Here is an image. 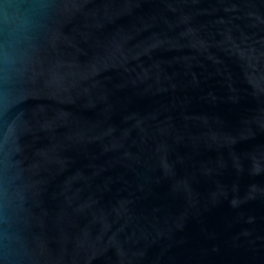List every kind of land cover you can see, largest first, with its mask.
<instances>
[{
	"label": "water",
	"instance_id": "95a60500",
	"mask_svg": "<svg viewBox=\"0 0 264 264\" xmlns=\"http://www.w3.org/2000/svg\"><path fill=\"white\" fill-rule=\"evenodd\" d=\"M24 7L0 264H264V0Z\"/></svg>",
	"mask_w": 264,
	"mask_h": 264
},
{
	"label": "clouds",
	"instance_id": "9594fccd",
	"mask_svg": "<svg viewBox=\"0 0 264 264\" xmlns=\"http://www.w3.org/2000/svg\"><path fill=\"white\" fill-rule=\"evenodd\" d=\"M25 3L26 0H11L9 4H4L0 0V33L9 42L22 37L28 29L29 13Z\"/></svg>",
	"mask_w": 264,
	"mask_h": 264
}]
</instances>
